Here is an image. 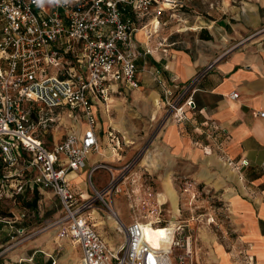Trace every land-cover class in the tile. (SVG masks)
<instances>
[{"label": "built area", "instance_id": "obj_1", "mask_svg": "<svg viewBox=\"0 0 264 264\" xmlns=\"http://www.w3.org/2000/svg\"><path fill=\"white\" fill-rule=\"evenodd\" d=\"M190 1L0 0V202L12 200L16 205L27 191L44 189L61 203L57 219L32 232L17 229L20 237L9 248L54 227L59 236L81 247V264H199L184 224L175 223L170 246L164 249L147 237L148 226L162 227V219L134 218L128 225L120 219L106 200L123 190L108 164L97 163L90 171V178L98 169L111 176L102 188L91 182L94 195L77 189L71 177L100 149L96 106L121 85L139 86L138 31L149 26L152 16L158 19ZM151 36L148 30L147 37ZM152 52L146 44L144 53ZM159 83L171 108H195L188 90L176 92L170 84L160 79ZM61 110H69L71 117L76 112L85 126L48 143L38 129L48 128ZM111 139L120 144L117 135L111 134ZM248 164L243 160L240 165ZM98 199L124 236L117 247L92 221L93 210L102 208ZM25 216L23 212L11 217L9 223Z\"/></svg>", "mask_w": 264, "mask_h": 264}, {"label": "crops", "instance_id": "obj_2", "mask_svg": "<svg viewBox=\"0 0 264 264\" xmlns=\"http://www.w3.org/2000/svg\"><path fill=\"white\" fill-rule=\"evenodd\" d=\"M240 5L231 9L232 13L224 20V24L216 25L215 21L205 27V36L216 37V42L205 39V36L194 42H187L185 46L176 45L180 42L177 39L171 40L164 53L156 51L149 56V63L143 62L147 65L141 64L146 55L144 46L148 44L153 47V41L149 42L146 31L139 33V30L136 35L141 51L137 60L139 86L130 88L128 85H121L110 96L118 97L135 90L136 100L142 95L145 98L143 85H160L159 79L170 84L176 92L188 90L187 96H191L195 102V108L190 109L189 114L194 122L199 123L196 126L199 133L195 134L189 123L184 126L176 121H168L170 123L163 134L168 171L171 174H186L189 173L190 164L195 168L193 171L197 176L201 175L205 179L214 177L215 182L214 179L211 182L225 188L229 194L228 207L235 210L242 241L248 246L246 252L249 264H264V116L258 114L264 112V0H240ZM232 93H237L238 96L232 97ZM158 97V92L155 91L153 99L159 104ZM98 105L96 113L99 119L97 132L100 149L89 155L86 165L71 175L75 187L83 183L82 172L86 171L88 177L94 165L107 163L103 159L112 158L107 156L103 147H110L114 156L115 151L118 152L121 148L120 137L117 135L120 140L118 144L111 139V134L116 135L114 131L102 128ZM205 134L208 137L213 135L214 139L208 141ZM192 135H195V139ZM243 160L249 161V164L241 166ZM167 175L170 178V174ZM109 180L108 176L107 182L100 188L105 187ZM80 190L89 195L86 182L85 190ZM35 191L48 193L49 190L35 189L33 193ZM29 192L32 191L26 193ZM49 193L54 195L51 191ZM114 198L113 196V203ZM116 200L121 202L120 199ZM8 201L0 202V206H14ZM34 201L30 203L37 210L40 205H37V200ZM23 212L26 213L24 218L14 223L15 226L9 225L11 231L22 229L27 233L40 228L31 224L29 211L27 213L23 210L21 213ZM104 212L103 208L97 207L92 212V221L108 243L117 247L123 242L124 236L119 241L114 238L118 232L111 216L99 221ZM21 213H14V216L19 217ZM117 213L126 225L133 221L130 218L127 222L118 211ZM60 214L61 210L57 216ZM51 221L52 219L47 222ZM4 230L8 231V228L2 226L0 231ZM56 231V228L42 231L11 248L8 246L13 241H8L0 233V264H81V247L62 238ZM169 240L171 242V236ZM169 246L170 243L167 248ZM196 249L198 251V247ZM216 261L218 264H233L220 249H217Z\"/></svg>", "mask_w": 264, "mask_h": 264}, {"label": "rangeland", "instance_id": "obj_3", "mask_svg": "<svg viewBox=\"0 0 264 264\" xmlns=\"http://www.w3.org/2000/svg\"><path fill=\"white\" fill-rule=\"evenodd\" d=\"M237 6H241L240 0H192L175 12L170 11V14L160 15L159 21L154 20L156 18L152 16L148 20L150 21L149 26L143 32L146 31L145 35H147L149 30L152 34L149 39V42L153 41L152 53L155 54L156 51L164 53L166 48H169L171 40L177 39L180 42L176 45L185 46L187 42H194L197 38L204 37L207 34L205 32L207 25H212L215 21L216 25L224 24V20H227L232 13L231 9ZM196 25H199L197 30L191 28ZM209 40L216 42L217 38L212 37ZM150 55V53L146 54L141 64L147 65ZM142 91L146 95L145 98L142 95L136 100L134 90L126 95H118V97L109 96V100L98 105L102 128L112 129L121 140V148L118 149L119 153L115 151V156L110 151V147H103L107 156L112 157L103 160L107 161L106 164L112 168L123 189L120 193L113 195L114 203L113 196L105 197L106 200L109 204L112 203L127 222L130 218L131 220L145 217L162 219L160 223L162 227L148 226L147 230L149 238L152 237L154 242L155 239L158 240V243H153L156 246L167 248L170 243L169 237H172V232L168 228H173L178 222L184 224L186 231L192 235L193 244L198 247L199 264H218L217 249L222 250L233 264H249L246 252L248 246L242 241L241 231L236 224L234 208L229 209L228 207L229 194L226 189L216 186L214 177L205 179L201 175L197 176L193 171L195 168L190 164L188 165L189 173L186 174L180 172L171 174L168 171L163 143L164 131L170 123L168 121H176L184 126L189 123L195 134L199 133L196 129L199 123L193 121L194 118L189 114L190 109L185 107L183 111H176L164 102L160 85L145 84ZM155 91L159 95V104L153 99ZM69 112V110L56 111L53 116L54 122L49 123L48 128L39 127L40 136L48 143H52L60 140L65 133L81 126L82 123L76 112L72 113L74 117L69 116ZM194 136L192 135L195 139ZM205 136L208 141L214 139L213 135L208 137L205 134ZM221 156H223L222 153ZM104 170L106 169H98L92 181H90V176L87 177L86 171L82 172L81 182L83 183L77 187L85 190L86 182L89 195H94L91 182L100 188L107 182L108 176L111 177L108 171ZM167 174H170V178ZM36 197L37 205H40L37 210L31 204ZM116 199H120L121 202L119 203ZM19 201L20 203L14 206L6 204L0 206V224H2L0 228L2 226L8 228V231L4 230L0 233H3L8 241H15L20 237L16 229L11 231L9 228V225H16L9 223L14 213L20 214L23 210L28 213L29 211L31 224L43 227L49 223L48 220L57 219L61 210L59 199L49 191L48 193L38 191L26 193L19 198ZM8 202L12 203V200ZM97 204L105 211L101 213L103 217L99 221L109 219L111 213L103 201L98 199ZM4 217H8L6 218L8 220H4ZM111 219L114 218L111 217ZM56 232L59 234V229ZM114 238L119 241L123 238V234L117 233Z\"/></svg>", "mask_w": 264, "mask_h": 264}, {"label": "bare ground", "instance_id": "obj_4", "mask_svg": "<svg viewBox=\"0 0 264 264\" xmlns=\"http://www.w3.org/2000/svg\"><path fill=\"white\" fill-rule=\"evenodd\" d=\"M155 20H158V19H155ZM159 21V20H158ZM192 29H194V30H197L198 28H199V25H196V26H193V27H191ZM144 30H146V28H144V29H141L140 30V32L139 33H144L143 31ZM114 220V219H113ZM175 225V224H174ZM175 227V226H174ZM174 227L172 228V227H169L168 229L169 230H171V232H172V236H173V231H174ZM147 237H148V234H147ZM149 238V237H148ZM171 239H172V237H171ZM149 240L152 242V243H158V240L157 239H155V242H154V239L151 237V238H149ZM160 246H162V245H160ZM163 247V246H162ZM169 248V247H168ZM168 248H166V249H168Z\"/></svg>", "mask_w": 264, "mask_h": 264}, {"label": "trees", "instance_id": "obj_5", "mask_svg": "<svg viewBox=\"0 0 264 264\" xmlns=\"http://www.w3.org/2000/svg\"><path fill=\"white\" fill-rule=\"evenodd\" d=\"M205 32H207V31H205ZM210 38H211V36H209V35H208V36H205V39H210ZM36 200H37V198L35 199V201H36ZM35 201H34V202H35Z\"/></svg>", "mask_w": 264, "mask_h": 264}]
</instances>
